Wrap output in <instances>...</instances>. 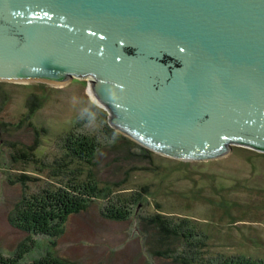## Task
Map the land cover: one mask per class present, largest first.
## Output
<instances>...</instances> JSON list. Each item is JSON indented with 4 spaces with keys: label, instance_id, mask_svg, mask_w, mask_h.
<instances>
[{
    "label": "rangeland",
    "instance_id": "374dc122",
    "mask_svg": "<svg viewBox=\"0 0 264 264\" xmlns=\"http://www.w3.org/2000/svg\"><path fill=\"white\" fill-rule=\"evenodd\" d=\"M89 81L0 80V255L24 253L31 261L52 251L80 264L264 261V151L235 145L219 159L163 155L114 128ZM88 110L96 116L85 122ZM85 136L98 145L90 160L69 152L68 140ZM84 183L104 191L70 216L61 236L30 234L11 222L25 197ZM111 200L130 216L104 215Z\"/></svg>",
    "mask_w": 264,
    "mask_h": 264
},
{
    "label": "water",
    "instance_id": "95a60500",
    "mask_svg": "<svg viewBox=\"0 0 264 264\" xmlns=\"http://www.w3.org/2000/svg\"><path fill=\"white\" fill-rule=\"evenodd\" d=\"M88 76L110 124L148 149L264 151V0H0V80Z\"/></svg>",
    "mask_w": 264,
    "mask_h": 264
},
{
    "label": "trees",
    "instance_id": "16d2710c",
    "mask_svg": "<svg viewBox=\"0 0 264 264\" xmlns=\"http://www.w3.org/2000/svg\"><path fill=\"white\" fill-rule=\"evenodd\" d=\"M83 120L89 122L86 115ZM69 152L75 154L80 159H91L92 155L98 150V145L90 138L82 137L68 140ZM104 190L94 184L84 183L81 187L73 189L71 192L51 193L44 191L38 195L25 197L21 204L12 214L11 222L19 229L30 234H39L52 238L61 236L66 229V224L70 216L82 213L92 205L95 197L99 196ZM138 203V200L133 199V204ZM108 210L103 212L108 218L116 220H124L132 213L126 211V206H120L118 203H113L112 200L108 203ZM167 232L181 234L186 239L189 232L178 230L175 227L172 229L166 227L162 229ZM173 231V232H172ZM192 237V233H189ZM24 253L17 254L15 257H5L0 255V264H80L76 261L69 260L64 257L55 255L52 251H47L44 255L31 261H23ZM192 261L190 258H183ZM187 264V263H186ZM215 264H264L263 260H253L245 257H231L224 261Z\"/></svg>",
    "mask_w": 264,
    "mask_h": 264
},
{
    "label": "clouds",
    "instance_id": "9594fccd",
    "mask_svg": "<svg viewBox=\"0 0 264 264\" xmlns=\"http://www.w3.org/2000/svg\"><path fill=\"white\" fill-rule=\"evenodd\" d=\"M114 89H119L121 92H123L124 85L114 84L112 88L106 89L107 98L110 101H119L120 99H122V97L118 95V93ZM84 115H86L89 120H93L95 119L96 113L94 111L88 110L84 113Z\"/></svg>",
    "mask_w": 264,
    "mask_h": 264
},
{
    "label": "bare ground",
    "instance_id": "6f19581e",
    "mask_svg": "<svg viewBox=\"0 0 264 264\" xmlns=\"http://www.w3.org/2000/svg\"><path fill=\"white\" fill-rule=\"evenodd\" d=\"M86 79H88L89 83L92 85V83L96 80L94 76H88L85 77ZM89 93L91 94L92 98L95 100L96 103H98L99 105L101 104L102 107H104V105L101 103V101L97 98L95 91L93 89V85L92 87L90 86L89 88Z\"/></svg>",
    "mask_w": 264,
    "mask_h": 264
}]
</instances>
